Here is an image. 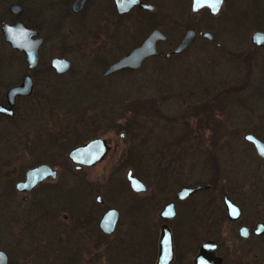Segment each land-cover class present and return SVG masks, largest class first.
Wrapping results in <instances>:
<instances>
[{"label": "rangeland", "instance_id": "obj_1", "mask_svg": "<svg viewBox=\"0 0 264 264\" xmlns=\"http://www.w3.org/2000/svg\"><path fill=\"white\" fill-rule=\"evenodd\" d=\"M47 1L50 4L46 3V9H36L38 0L21 1L23 12L19 18L37 23L36 28L33 23L29 26L37 30L43 44L38 52L33 94L18 102L12 121L0 116V183L7 173L13 187L25 169L39 161L63 164L68 150L95 131L108 135L110 146L117 144L116 151L110 149L101 163L78 173V177L85 175L100 183L104 205L99 212L107 206L128 212V198L109 189L113 181L124 177L127 168L136 172L146 186L144 193L135 196L140 201L139 209L153 212L167 195L166 184L171 182L169 162H181L189 152L184 136L190 138L193 149L207 138L203 134L208 136V131L214 129L220 130L217 134L222 146L233 131H256L264 139V46H254L249 40L253 30L264 31V0H223L216 15L206 9L192 13L189 0H151L156 18L132 11L120 21L111 20L113 24L99 36L92 29L88 31L84 22L70 19L52 23L50 18L58 11H51L49 6L54 3ZM13 2L16 0H0V27L14 19L7 11ZM151 28L166 37L156 42L159 56L146 58L135 70L101 75L108 63L139 45ZM187 28L195 31L187 48L181 54L163 57ZM201 31L209 32L212 40L201 37ZM53 56L67 58L70 69L62 75L47 69ZM24 69L22 55L9 47L0 31V98ZM230 144L235 151L231 154L245 148L238 142ZM220 150L222 154L228 152L227 147ZM249 153L248 167L242 171L244 175L246 171L250 173L253 186L252 206L247 210L264 212V159L252 150ZM123 155L124 166L119 165ZM64 173H58L56 183L71 181L72 175ZM174 178L178 183V175ZM8 188L0 184V250L7 255V264L132 261L135 235L119 226L106 237L94 231L89 248L79 240L76 251L82 258L72 262L68 259L72 254L69 242L61 245L55 238L49 239L48 233L39 228L42 222L31 229L26 224L34 221V212L54 209V202L44 203L39 193L24 202L13 188V193L7 195ZM69 194L61 189L52 195L60 201L58 212L73 209L69 202H62ZM94 195L81 199L79 212ZM28 212L33 213L28 216Z\"/></svg>", "mask_w": 264, "mask_h": 264}, {"label": "flooded vegetation", "instance_id": "obj_2", "mask_svg": "<svg viewBox=\"0 0 264 264\" xmlns=\"http://www.w3.org/2000/svg\"><path fill=\"white\" fill-rule=\"evenodd\" d=\"M21 1L23 0H16V2L10 3L20 6L21 10L17 13L9 11L8 8L10 4L7 6L8 13L14 19L10 23H6L11 24L14 21H19L26 28L33 29L35 31L33 37L38 36L41 38V44L38 48L39 52V49L43 44V38L37 34V30L35 29L37 23L34 22L33 19L19 18L20 14L23 12ZM38 1L39 6H37L36 9H39L41 6L46 9V3L50 4L47 0ZM52 1L54 5L52 7L49 6V9H52L51 11L55 9L58 11L50 18L53 21L52 23H61L62 20L68 21L70 19L78 23L84 22L85 24H88L87 30L89 31L92 29L93 31H90L97 36H99L100 32L107 30L110 24H113L111 20L120 21L132 11L150 14V16H152L150 19L156 18L155 15L153 16L154 5L151 3V0H141L152 6L150 10L132 6L124 13L117 12L113 0H51V2ZM188 3L190 6V0ZM222 4L223 0L221 6ZM73 7L77 9L74 10ZM30 23H33L35 28L30 27ZM20 54L22 55V53ZM159 54L157 56H159ZM65 59L68 60L67 58ZM110 63H108L102 70L101 75L103 77L105 76L102 73ZM37 65L38 58L32 69L27 67L24 60L25 69L20 71L21 73L18 79L10 86L19 84L25 75H29L32 82L31 91L28 95L16 96L14 98V103L11 107L13 112L12 117L0 113L1 117L12 121L19 109L18 102L29 98L33 94L36 78L35 68ZM48 67L53 73L62 75L70 69L71 63L69 61V67L61 73L55 72L50 64H48ZM5 92L6 90L2 93L0 98V104L3 105L6 104ZM94 132L95 131L90 134V138L76 144L80 145L93 138L104 140L106 145L105 153L100 160L89 166H78L76 163H72L67 158V153L65 157L66 161L63 160V164H50L39 161V163L26 168L25 171L29 168L36 167L39 164H46L51 169L55 170V177H45L40 182L36 183L31 189L22 192L15 189V183L23 180L25 171L23 172L22 177L13 183V187H11V179L8 178L9 175L7 173L1 177L2 183L9 187L7 195L13 193L11 191L13 188L16 194H21V199L24 202L30 201L29 198H32L31 195L37 193H39V195L43 194L44 203L50 204L51 202H54L52 205L54 209L51 207L46 212H34V221H27L26 223L29 229L35 227L33 224L42 222V224H39V228H42L44 232L48 233L49 239L55 238V240L62 243L61 245H63V243L68 245L69 242V246L72 245L73 255L70 254L68 259L70 258L72 262L78 261L79 258H82L76 251L79 240L84 242L83 246L89 248L93 243L92 235L94 231L97 230L106 237L113 234L117 227L121 226L123 231L133 232L135 235L133 249L134 257L132 261L122 262V260H120V262H116V264H196L197 258L198 264H264V212H250L247 210L248 207L252 206L253 186L249 182V180L251 181L250 173L246 171L244 175L242 172L248 167L246 159L247 161L250 160L248 158L251 156L249 151L252 150L255 153L253 145L244 139V135L250 134L264 144V139L256 131L244 132L242 134L233 131L230 138H225L223 141L224 145L222 146L220 144L222 139L219 138V135L217 134L220 130H209L208 132H211V134L208 136L203 134L202 137L207 138L200 140V144H198L196 149H193L191 146L193 143H191L190 138L184 136V141L187 144L185 148L188 149L189 152L186 153L183 161L169 162L171 163V169L168 166V169H170L171 182L166 184L167 195L160 208L155 209L153 212H141L139 209L140 201L136 199L135 196L144 193L146 191V186L139 179L136 172H132L131 168H127V170H130L131 175L143 183L145 189L142 191H134L130 187L129 181L126 178V170L124 177L120 180H116V182L113 181L109 189L120 196H126V198H128V212H119L116 206H107L102 212H99V207L104 205V200L99 194L100 183L94 182L91 178L89 179L85 175L78 177V173H83L84 168L87 169L94 167L101 163L104 158H106L110 149L116 151L117 144L114 143L113 147L110 146L108 143V135ZM122 136L123 132H120L119 137ZM237 137L241 138L239 139ZM233 141L243 144L244 146L240 144L239 146L245 147V152L244 149H242L235 154H231L232 152H235L232 149L233 146L230 144V142ZM220 147H227V150H225L228 151L227 154H222L220 152L222 151L220 150ZM229 152L230 154H228ZM123 153L125 154L126 152ZM237 154L240 155L237 164H235L233 161L236 159ZM256 156L260 158L257 154ZM123 159H125V155L122 156L119 165L122 164ZM124 165L126 164H122V166ZM130 166L133 168L132 165ZM236 168L241 169V171L238 172ZM227 169L229 170V176L226 174ZM61 170L65 172V176H69L68 174L72 175L69 183L66 182V179L61 183H56V178ZM177 175L178 183L177 181L174 182V176ZM191 176L197 178H191ZM261 178L264 182V172L262 173ZM196 186L202 187L195 189L186 196H178L181 188ZM61 189L70 191L69 196L62 200V202H69V204L73 206V209L70 212L60 213L57 210L60 201H58L59 199L52 197V195H55L57 191H60ZM160 190L162 189L160 188ZM93 193H95V195L92 202H89L86 207H82V210H80L81 212H79V208H81V199ZM226 203L233 205L238 214L233 215L232 210L228 211ZM165 205H171L170 209L172 210V215H165L166 212H163ZM108 209L115 210V212L110 214V216L114 218V223L111 232L104 233L102 229L107 228V222H110V217L104 216L105 213H108L105 212ZM32 213L33 212H28V216ZM120 219H123L122 222ZM164 237L166 239H164ZM48 243L52 244L51 242Z\"/></svg>", "mask_w": 264, "mask_h": 264}, {"label": "water", "instance_id": "obj_3", "mask_svg": "<svg viewBox=\"0 0 264 264\" xmlns=\"http://www.w3.org/2000/svg\"><path fill=\"white\" fill-rule=\"evenodd\" d=\"M81 1V0H79ZM78 1V3H79ZM117 12L124 13L127 12L132 6H137L140 8L150 10L151 5L142 2L141 0H113ZM221 3L215 4V0H190V11L192 13L197 12L200 9H206L210 15H216L220 9ZM9 11L12 13H17L21 10L20 6L17 4H10ZM73 9H77L73 7ZM1 33L3 39L11 49H15L22 53L25 63L29 69H32L38 58V48L41 44V38L35 35V31L30 28H26L21 22L14 21L11 24L3 23L1 25ZM200 36L212 40V36L207 31H201ZM195 37V31L193 29L187 28L178 43L168 52H165L164 57H169L171 55L181 54L187 46L190 44L192 39ZM165 35L157 28H152L143 37L139 45L134 46L128 52H126L121 57L117 58L115 61L110 63L108 67L103 71V75L106 76L118 70H135L140 67L141 63L146 57H154L159 54L156 49V42L163 41ZM249 40L251 44L257 47L264 46V31L253 30L249 35ZM50 66L55 72L61 73L67 70L69 67V61L63 57H52L49 62ZM31 78L29 75H25L19 84L10 86L5 92V105L0 104V113L8 117L13 116L12 105L14 103V98L16 96L28 95L31 91ZM244 139L249 141L255 150V153L260 157L264 158V144L257 140L254 136L250 134H245ZM106 145L103 139L93 138L80 145L73 146L67 152V158L72 162L79 165L89 166L96 161L100 160L105 153ZM55 170L51 169L46 164H39L36 167L29 168L24 173L23 180L15 183V189L17 191H26L31 189L36 183L40 182L45 177H55ZM126 178L129 181L130 187L134 191H142L145 189L143 183L137 178L131 175V171H126ZM136 185H141V188H137ZM202 186L196 187H183L179 190V197L186 196L195 189ZM227 210L230 211L235 208L233 205L226 203ZM171 208V205H165L163 212H167ZM236 209V208H235ZM104 216L110 217V222H107V228H103L104 233H109L112 230L114 218L110 216L114 209L106 210ZM164 239H166L164 237ZM0 264H7V255L5 252L0 250ZM198 264V258L196 260Z\"/></svg>", "mask_w": 264, "mask_h": 264}, {"label": "snow or ice", "instance_id": "obj_4", "mask_svg": "<svg viewBox=\"0 0 264 264\" xmlns=\"http://www.w3.org/2000/svg\"><path fill=\"white\" fill-rule=\"evenodd\" d=\"M220 3H222V0H215V4L217 5V7H218V5L220 4ZM136 187L139 189V188H141L142 186L141 185H136ZM173 213H172V210L171 209H169L166 213H165V215H172ZM232 214L233 215H237L238 214V212H237V210L235 209V208H233L232 209Z\"/></svg>", "mask_w": 264, "mask_h": 264}, {"label": "trees", "instance_id": "obj_5", "mask_svg": "<svg viewBox=\"0 0 264 264\" xmlns=\"http://www.w3.org/2000/svg\"><path fill=\"white\" fill-rule=\"evenodd\" d=\"M47 69L51 70L48 66H47ZM203 119H204V118H203ZM205 121H206L207 124L210 123L207 119H205Z\"/></svg>", "mask_w": 264, "mask_h": 264}]
</instances>
